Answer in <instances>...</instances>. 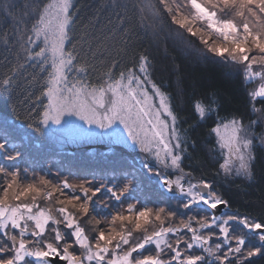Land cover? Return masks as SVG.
<instances>
[{"label":"snow or ice","instance_id":"1","mask_svg":"<svg viewBox=\"0 0 264 264\" xmlns=\"http://www.w3.org/2000/svg\"><path fill=\"white\" fill-rule=\"evenodd\" d=\"M169 41L238 76L242 108L187 80ZM0 96V264L264 260V203L242 212L218 186L255 182L264 149V0H0ZM25 126L105 144L113 167L21 166Z\"/></svg>","mask_w":264,"mask_h":264},{"label":"trees","instance_id":"2","mask_svg":"<svg viewBox=\"0 0 264 264\" xmlns=\"http://www.w3.org/2000/svg\"><path fill=\"white\" fill-rule=\"evenodd\" d=\"M91 3V0H87ZM198 46V45H197ZM183 45L179 47L173 46L172 42L169 41V49L177 55L178 62L182 65V71L187 80L195 79L197 84L205 88H216L224 94L225 108L228 111L242 108L244 103V89L240 83L238 76L227 71L219 64L213 63L209 59L201 58L196 55L186 56L181 49ZM154 54L158 57V68L160 65L169 64L168 60H165L162 54L157 53L153 49ZM166 71V69L164 70ZM163 74V72H161ZM171 82V77H166ZM176 85H172V89L175 92ZM0 113L5 114L9 119L11 116V108L6 97L0 96ZM23 129L29 130L26 126ZM34 133V132H33ZM21 130L16 134V138H22L24 135ZM36 136V133H34ZM23 140V139H22ZM33 141V142H32ZM25 148L29 152L35 154H41L45 156L46 162H41L37 165V169L47 168V164H50L53 171L62 169L64 174H67L68 170L77 172L80 175H87L92 172L99 174L108 173L113 167V161L106 158L103 153L107 150H100L99 153H88L85 147H66L61 149L56 145L52 144H41L35 139L32 140L28 136V140L24 141ZM46 142V140H45ZM200 148L202 149L205 144L208 143L207 138L201 134L200 136ZM39 145V147H37ZM24 151V150H23ZM123 154L126 161H135L137 167H139V157L135 152H130L123 149ZM197 158L207 161V156L204 151L198 149L195 153ZM25 162L32 164V158L24 155ZM9 163V162H8ZM6 163V164H8ZM16 163H21L17 161ZM22 166V165H21ZM145 192H151L155 188L154 182L151 178L141 177ZM221 190L234 200V206L239 207L243 211L258 212L261 203H264V149H258V159L256 163V180L251 184H244L240 189H237L232 183L219 184ZM257 264H264V260H257Z\"/></svg>","mask_w":264,"mask_h":264},{"label":"rangeland","instance_id":"3","mask_svg":"<svg viewBox=\"0 0 264 264\" xmlns=\"http://www.w3.org/2000/svg\"><path fill=\"white\" fill-rule=\"evenodd\" d=\"M22 131V133H24L23 135H27L29 136L32 140H36L38 143H45L46 145L47 144H50V142L52 144H54L52 141H50L48 138H47V134L43 135V136H36L32 131H28V130H25V129H20ZM17 134V133H16ZM16 139L18 140H21V143L24 145L23 147V150H24V154L27 155L28 157L32 158L33 162L32 164H28V162H25V160L22 158L21 160H19V162L21 163L22 166H28V165H32L34 166L36 169H37V165H39L41 162H46V161H49V160H46L45 159V156L44 155H41V154H35L34 152H29L26 148H25V143L23 142L22 138L20 137V139L17 137ZM46 140V142H45ZM33 142V141H32ZM56 145V144H54ZM57 146V145H56ZM66 147H85L87 149V152L88 153H99L101 154L100 150L104 149V150H107V146L105 144H102V143H93V144H67L63 147V149H66ZM125 150H128L130 152H133L131 149H127L125 148ZM0 163H8L7 161H4L2 156H0ZM47 164V167L48 166H51L50 164L46 163ZM43 168L44 167V164H43ZM42 168V169H43ZM38 171L41 170V169H37ZM90 178V177H89Z\"/></svg>","mask_w":264,"mask_h":264}]
</instances>
